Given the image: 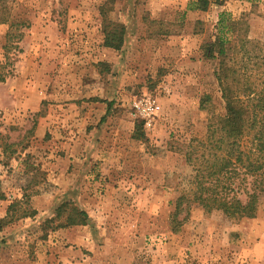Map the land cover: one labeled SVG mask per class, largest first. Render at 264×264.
<instances>
[{"label":"rangeland","instance_id":"374dc122","mask_svg":"<svg viewBox=\"0 0 264 264\" xmlns=\"http://www.w3.org/2000/svg\"><path fill=\"white\" fill-rule=\"evenodd\" d=\"M192 1H6L19 27L0 24V65L12 63L0 135L13 151L0 147V222L29 178L39 194L35 217L0 224V264H264V196L255 219L193 206L172 229L178 185L193 176L187 147L224 113L219 60H205L203 46L221 14L264 43V0H220L207 12L189 11ZM102 8L126 28L119 51L104 47ZM16 31L22 40L8 42ZM144 95L162 111L137 140L131 109ZM205 96L212 113L200 109ZM67 203L89 215L87 226H48Z\"/></svg>","mask_w":264,"mask_h":264},{"label":"trees","instance_id":"16d2710c","mask_svg":"<svg viewBox=\"0 0 264 264\" xmlns=\"http://www.w3.org/2000/svg\"><path fill=\"white\" fill-rule=\"evenodd\" d=\"M6 1L0 0V24L18 28L19 25L10 21ZM212 4L222 3L196 0L189 5V11L207 12ZM101 15L106 26L104 47L121 50L125 26L110 23L104 8ZM217 29L215 38L204 44L203 57L207 61L219 60L220 68L215 77L221 89L224 113L215 115L207 107L211 97L202 99L200 109L212 116L207 136L191 140L187 147L186 162L193 169V176L186 186L178 185L180 195L171 214L174 233L188 221L193 206L207 214L221 212L226 220L233 222L255 219L264 196V43L248 40L246 23L233 21L226 14L220 15ZM7 37L8 42H13L22 40L23 34L16 31L8 33ZM11 65L8 61L0 65V84L12 76L8 70ZM100 66L105 67V72L109 71L107 64ZM143 128L144 122H138L137 140H144ZM5 139L0 135V147L6 155L12 145L5 143ZM38 187L36 178H29L28 184L22 187V199L9 206L0 224L13 222L15 215L18 219L35 217L37 211L31 208L30 201L39 194ZM0 199H5L1 190ZM88 222L89 215L85 211L67 203L57 209L55 217L47 224L57 223L53 229L58 230L87 226Z\"/></svg>","mask_w":264,"mask_h":264},{"label":"built area","instance_id":"2783aa9c","mask_svg":"<svg viewBox=\"0 0 264 264\" xmlns=\"http://www.w3.org/2000/svg\"><path fill=\"white\" fill-rule=\"evenodd\" d=\"M132 117L151 125L160 115L162 108L159 101L150 95L137 98L132 103Z\"/></svg>","mask_w":264,"mask_h":264}]
</instances>
